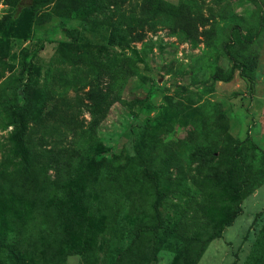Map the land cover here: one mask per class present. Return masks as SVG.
I'll list each match as a JSON object with an SVG mask.
<instances>
[{
	"label": "rangeland",
	"instance_id": "obj_1",
	"mask_svg": "<svg viewBox=\"0 0 264 264\" xmlns=\"http://www.w3.org/2000/svg\"><path fill=\"white\" fill-rule=\"evenodd\" d=\"M7 3L0 1V264H8L5 245L27 264H85L86 257L112 264L155 219L151 185L137 193V152L161 174L157 208L166 230L182 224L183 233L205 238L220 228L196 264H259V251L250 258L264 232V0H51L24 9L10 27L2 22L13 14ZM161 3L187 12L194 25L173 29L164 13H152ZM80 7L91 9L88 17L69 19ZM26 83L43 106L40 119L12 125L6 109L24 104L16 92ZM227 147L243 151L244 162L207 156ZM82 149L90 162L120 156L116 168L130 175L127 194L112 197L122 206L110 219L99 210L100 177L63 199L53 194L56 168H45L35 185L16 174L28 162L61 164ZM246 162L258 185L221 227L225 193L208 178L237 185ZM60 201L78 213L58 219ZM164 241L150 264H179L173 246L181 242Z\"/></svg>",
	"mask_w": 264,
	"mask_h": 264
},
{
	"label": "trees",
	"instance_id": "obj_2",
	"mask_svg": "<svg viewBox=\"0 0 264 264\" xmlns=\"http://www.w3.org/2000/svg\"><path fill=\"white\" fill-rule=\"evenodd\" d=\"M50 1L51 0H8L7 4L13 9V14L3 17L2 22H4L6 27H10V25L13 24L17 16L21 14L24 9L28 7L39 8L44 5H47L48 3H50ZM155 6L156 4L154 5L152 13L158 11L164 13L165 18L171 22V25L174 26L173 29H179L181 31L187 32L190 30L191 26L194 25V20L190 19L187 16V12L182 13L178 7L166 5L165 3L159 4V6L156 8ZM144 10L147 11L148 9L145 8ZM90 12V8L80 7L71 11L69 19H72L75 22H81L88 17ZM117 28L118 27H114L113 30H117ZM114 36L115 35L113 33L110 35L112 39L114 38ZM222 52L229 60L233 61V58L231 57V54L227 49V45H224L222 47ZM233 64H235L234 61ZM27 71L29 75V67ZM240 73L243 76L241 70ZM229 78L230 76L225 78V80L229 81ZM216 80L222 79L216 78ZM22 87V90H20L19 93H16L17 96H21L23 98L24 104L22 106L16 105L13 109H6V113L8 112L9 117L13 122L12 125L19 123L20 119H22L23 117L24 119H31L32 121H37L40 119L37 117L41 115L42 112L43 106L35 104L33 102V99H30L28 84L26 83V85ZM159 118L160 116H157L153 119V121L158 120ZM146 123H148L149 127V120ZM21 133H23L22 136L25 135L23 130H21ZM24 142L27 143V139L23 140V143ZM86 146L89 147L88 144H86ZM236 146L237 145H235V147ZM236 148L227 147L226 149L222 150H211L207 156L210 159H213L216 156L218 159L229 160L232 163L235 160H239L243 163V154L245 153L243 151H239ZM89 153L90 151L82 149V151H79L75 154V157H69L65 159L61 164H58L59 162L54 161L53 164L48 163L44 166H31L28 162L26 167L23 168L21 172L17 171L16 174L19 177H23L26 183L35 185L37 183L38 177L44 176L43 174L45 173V168L52 167L54 168V170L56 168L55 180L52 182L53 194H61L63 199L70 198L72 195L75 194L78 189L81 191L82 186L87 185L90 181L95 182V177H100L101 180L99 181L104 183L105 186L103 184H99V210L104 213V220L110 219L113 212V207L116 206L115 210L119 211L120 207L122 206L121 203L114 202V200H112V197L114 196L118 199V197H124V194H127V188L129 187L128 179L130 175L124 168H116L119 163V159H121L120 156H114L111 159H108L105 156H101L99 159L90 162L88 158L90 157L88 155ZM135 157L136 160H138L139 163L142 164V169L139 171V175L135 179L137 183V193H142L147 189L148 185H151L155 197V202L153 204V212L155 213V219L154 222L151 224L144 223L142 228L137 233L135 239L126 243L125 246L117 252L112 264H150L155 259L156 252L159 249L163 248V246L165 245L164 240H166L167 238L174 239L176 242H181V247H178L175 244L173 246L176 259L179 264H196L203 251L205 250L207 244L217 237V233L220 228L215 230V227V231H212L213 233H210L208 237L205 238H202L200 236L191 237V235H188V233H183L180 228L181 226L178 227L182 224L176 226V231L166 230L164 225L160 223L157 208L161 204L163 198L161 196V189L159 184L161 174H159L157 170L153 168V165L148 163L143 158L142 153L137 152ZM203 158V155H201L200 160L203 161ZM247 164L248 162H246V169L239 176V183L237 185L227 187L221 185V179L219 177H217V180L214 179L213 181V177L208 178V180L211 179V184L216 189H219L221 190V192L225 193V196L223 197V203H225L226 206V217L221 223V227L229 225L233 218H235L239 214L241 201L247 195L250 194L252 189H254L258 185L257 184L255 186H252L254 180L252 179V177H250L251 174H249V172L251 171V165ZM225 174L228 175L227 177L233 176L230 171L226 172ZM75 178L79 179V182L76 185H74L73 183L75 181ZM120 200H122V198ZM75 206L77 207V204H75ZM53 212H55L56 216H60V218L58 219L63 221L64 217H68L71 214L76 215L78 213V210H74V205L72 203L65 204L64 201H60L53 205ZM61 213H66V215L63 217ZM202 219V224H208L209 218L207 216L202 217ZM68 220H70L69 217ZM72 222V220L70 222L68 221L69 228H71ZM64 232H66L67 234L69 233L67 232V230H64ZM161 232L162 235H160ZM148 239L150 240L151 244L149 246L148 251H146L144 241L147 240L148 242ZM58 246V251H61L63 250L64 246H66V243L60 242ZM4 248L6 250L5 260L8 264H27L28 260L20 256L19 253L12 246L5 245ZM258 251L261 257L259 264H264V232L261 233L258 241L256 242L254 252L250 260H253V257L257 254ZM88 261L89 257H86L85 264H87Z\"/></svg>",
	"mask_w": 264,
	"mask_h": 264
}]
</instances>
